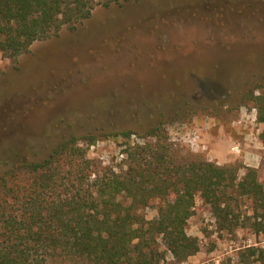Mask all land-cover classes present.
Segmentation results:
<instances>
[{
  "label": "rangeland",
  "instance_id": "obj_1",
  "mask_svg": "<svg viewBox=\"0 0 264 264\" xmlns=\"http://www.w3.org/2000/svg\"><path fill=\"white\" fill-rule=\"evenodd\" d=\"M0 71V158L40 143L41 157L66 133L93 134L88 156L116 165L125 143L150 139L158 125L180 155L256 165L264 183L263 125L254 102L244 103L264 83V0L99 3L16 58L0 52ZM125 130L136 133L108 136ZM158 205L143 210L148 218ZM231 207L234 224L221 228L197 197L187 232L200 250L182 261L167 252L166 264H259L264 232L254 229L252 201L238 197Z\"/></svg>",
  "mask_w": 264,
  "mask_h": 264
},
{
  "label": "trees",
  "instance_id": "obj_2",
  "mask_svg": "<svg viewBox=\"0 0 264 264\" xmlns=\"http://www.w3.org/2000/svg\"><path fill=\"white\" fill-rule=\"evenodd\" d=\"M122 1L0 0V52L16 58L63 26L75 28L97 4ZM261 86L259 93L251 87L244 103L257 107L264 144ZM67 135L47 143L41 157L35 152L40 143L0 158V264H166L167 252L185 260L200 250L198 238L187 232L197 197L221 228L234 224L232 201L250 198L254 229L264 232V183L257 167L180 155L158 125L150 127V139L125 143L126 157L116 165L101 166L88 156L95 135ZM154 199L160 200L157 215L148 218L143 210ZM257 260L264 264L263 252Z\"/></svg>",
  "mask_w": 264,
  "mask_h": 264
},
{
  "label": "built area",
  "instance_id": "obj_3",
  "mask_svg": "<svg viewBox=\"0 0 264 264\" xmlns=\"http://www.w3.org/2000/svg\"><path fill=\"white\" fill-rule=\"evenodd\" d=\"M196 143V142H195ZM195 143L192 141V147H194ZM237 150H240L239 146L235 147Z\"/></svg>",
  "mask_w": 264,
  "mask_h": 264
},
{
  "label": "crops",
  "instance_id": "obj_4",
  "mask_svg": "<svg viewBox=\"0 0 264 264\" xmlns=\"http://www.w3.org/2000/svg\"><path fill=\"white\" fill-rule=\"evenodd\" d=\"M255 166H256V165H255ZM255 166H254V167H255Z\"/></svg>",
  "mask_w": 264,
  "mask_h": 264
}]
</instances>
